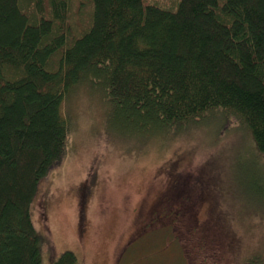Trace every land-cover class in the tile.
<instances>
[{"label": "trees", "instance_id": "1", "mask_svg": "<svg viewBox=\"0 0 264 264\" xmlns=\"http://www.w3.org/2000/svg\"><path fill=\"white\" fill-rule=\"evenodd\" d=\"M83 82L104 91L122 136L171 138L209 117L264 157V0H0V264H44L31 207Z\"/></svg>", "mask_w": 264, "mask_h": 264}, {"label": "rangeland", "instance_id": "2", "mask_svg": "<svg viewBox=\"0 0 264 264\" xmlns=\"http://www.w3.org/2000/svg\"><path fill=\"white\" fill-rule=\"evenodd\" d=\"M87 83L62 104L66 152L31 207L44 264L64 250L78 264H255L264 257V157L248 132L208 117L174 137L141 142L113 132L104 91Z\"/></svg>", "mask_w": 264, "mask_h": 264}, {"label": "flooded vegetation", "instance_id": "3", "mask_svg": "<svg viewBox=\"0 0 264 264\" xmlns=\"http://www.w3.org/2000/svg\"><path fill=\"white\" fill-rule=\"evenodd\" d=\"M207 212H208V209H206V212H204V214L207 216ZM208 217V216H207Z\"/></svg>", "mask_w": 264, "mask_h": 264}]
</instances>
